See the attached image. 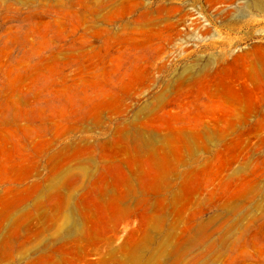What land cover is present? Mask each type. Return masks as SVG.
<instances>
[{
    "label": "rangeland",
    "instance_id": "rangeland-1",
    "mask_svg": "<svg viewBox=\"0 0 264 264\" xmlns=\"http://www.w3.org/2000/svg\"><path fill=\"white\" fill-rule=\"evenodd\" d=\"M0 264H264V0H0Z\"/></svg>",
    "mask_w": 264,
    "mask_h": 264
}]
</instances>
